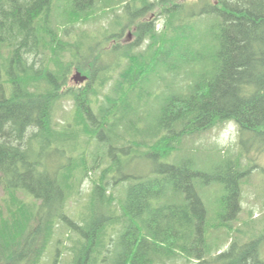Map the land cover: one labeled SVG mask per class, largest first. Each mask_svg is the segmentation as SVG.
<instances>
[{"label":"trees","instance_id":"16d2710c","mask_svg":"<svg viewBox=\"0 0 264 264\" xmlns=\"http://www.w3.org/2000/svg\"><path fill=\"white\" fill-rule=\"evenodd\" d=\"M83 45L87 78L69 85ZM229 121L235 148L206 146ZM257 152L264 0H0V264H46L49 246L53 263L264 264V217L220 250L198 190L221 185L213 213L231 227Z\"/></svg>","mask_w":264,"mask_h":264},{"label":"rangeland","instance_id":"374dc122","mask_svg":"<svg viewBox=\"0 0 264 264\" xmlns=\"http://www.w3.org/2000/svg\"><path fill=\"white\" fill-rule=\"evenodd\" d=\"M156 13L157 11H154V13L152 14V17H154ZM76 24L79 27H75L73 29L74 30L73 34L77 33L79 30H84V23L78 22ZM158 25L159 24L157 23L156 26L158 27ZM130 29L132 30V28H129L124 31V38L128 34H130V36H128L129 37L128 39L133 40L134 34H132ZM80 41L82 44H84V35H82V38L80 39ZM86 53L87 52L84 51V45H83L80 51L76 53V55L74 56L79 70L76 69L77 67L71 70V73L69 76L70 77L69 85L82 84V83H75L72 79L73 75H75L77 72H79L80 75L87 77L86 68L88 67V64H86V61L88 60L86 56L84 57ZM63 104L65 108L68 109L69 107L68 103H63ZM151 114L153 116L155 112L153 113L152 111ZM236 137H237V131L235 133V139L234 140L231 139V133L227 130V124H225L224 126L220 128H215L212 131L208 132L203 142L208 147L213 146L219 151L220 150L225 151V149L227 148H235ZM218 141H223L225 146L223 147L220 146ZM178 155L181 156L183 154H177V156ZM249 155H251V159H253V161L257 162V168L251 171V173L247 177V180H244V183L242 184V194H241L242 196L240 199V212L238 214L239 220H233V221L231 220L230 222V224H232L231 227H227V225H225L224 223L218 225L216 222L215 215L213 213V211L215 210L214 204H216V199L221 193V185L212 184V185L205 186V187L198 186L199 194L202 196V200L206 206V209L210 213V219H211V222L209 223V228L207 231V242L213 245L214 247L219 246L218 248L220 250H224L227 247V245L229 244L228 241L230 239L228 237H230V235L233 234L232 231H234V229H236L237 227L240 228V234L242 235L244 239L253 233H257V235H259L260 232H262V230L260 229L261 228L260 224L264 222L263 220H261L264 217V207H263V203H264V156L263 154H259L258 152L252 153V154L249 153L248 156ZM198 158L204 161L203 164H209L214 161V157L213 156L209 157V155H207V153L205 152H203L202 155H198L196 159ZM134 160L135 159H132L131 161L132 164L130 163L129 166L124 165L123 168L120 167V170L118 172L127 173L129 169H131L132 172L139 171L138 168L142 169L143 168L142 166H144V163H142V161L145 159L138 158V160L141 161L137 163L139 167L135 165L136 160L135 161ZM167 162H173L172 158L167 159ZM128 183H129L128 180H123V182L118 183L119 186L118 185L112 186V189H114L113 192L115 193V195L119 196L120 195L119 191L123 193V190L127 187ZM90 187H91V181L90 179L89 180L87 179L80 186V189H81L80 197L83 198L88 193ZM2 195H3V189H2V185L0 184V204H1ZM69 205L71 206V207L68 206V210H69L68 212H69L70 218L74 219L73 221L77 223L78 218L84 215V203H82L81 200L74 201V199H72L70 200ZM260 220H261V223H260ZM60 231L62 232L61 233L62 235L64 233H68V231H66L64 227H61ZM243 238H241L240 240L241 241L244 240ZM214 250L216 249H213V251ZM47 251H49L50 255H47L44 258V262L46 264H70L71 258L67 256L64 258L61 253H59V255L57 256L58 257L57 261L53 263L52 262L53 258L51 256L53 254L55 255L53 248L49 246ZM262 255L264 256V247L262 249Z\"/></svg>","mask_w":264,"mask_h":264},{"label":"clouds","instance_id":"9594fccd","mask_svg":"<svg viewBox=\"0 0 264 264\" xmlns=\"http://www.w3.org/2000/svg\"><path fill=\"white\" fill-rule=\"evenodd\" d=\"M227 130L231 133V139L234 140L235 139V133H236V125L229 121L227 123ZM218 143L220 144V146H225L223 141H218Z\"/></svg>","mask_w":264,"mask_h":264},{"label":"water","instance_id":"95a60500","mask_svg":"<svg viewBox=\"0 0 264 264\" xmlns=\"http://www.w3.org/2000/svg\"><path fill=\"white\" fill-rule=\"evenodd\" d=\"M128 36H130V34H129ZM72 79H73L75 82H80V83H82V82H84V81L86 80V76H82V75H80L79 72H77L75 75H73Z\"/></svg>","mask_w":264,"mask_h":264}]
</instances>
